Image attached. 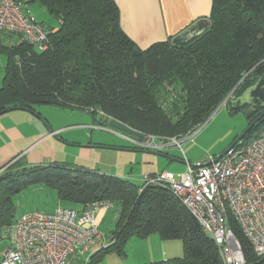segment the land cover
Returning <instances> with one entry per match:
<instances>
[{
	"label": "trees",
	"instance_id": "trees-1",
	"mask_svg": "<svg viewBox=\"0 0 264 264\" xmlns=\"http://www.w3.org/2000/svg\"><path fill=\"white\" fill-rule=\"evenodd\" d=\"M29 2L44 7L60 27L47 30L45 50L22 38L11 44L0 38V53L6 58L0 116L62 108L101 115L106 124L117 120L144 136L180 139L206 123L229 96L234 99H228L230 111L247 114V108H233L232 102L264 74V0H212L204 34L184 46L166 41L147 49L123 31L115 0ZM256 104L249 124L264 111ZM263 130L264 117L243 143ZM38 186L55 193L57 206L83 209L109 200L119 208L111 244L89 264L109 252L124 257L131 239L152 234L182 240L185 251L183 258L152 264H224L215 242L170 191L151 186L140 193L141 185L130 179L67 164L20 162L0 177V241L21 215L15 198ZM229 224L247 263L264 264L232 216Z\"/></svg>",
	"mask_w": 264,
	"mask_h": 264
},
{
	"label": "built area",
	"instance_id": "built-area-1",
	"mask_svg": "<svg viewBox=\"0 0 264 264\" xmlns=\"http://www.w3.org/2000/svg\"><path fill=\"white\" fill-rule=\"evenodd\" d=\"M0 32L19 35L40 50L47 48V29L20 0H0ZM200 127L183 138L192 139ZM107 129L142 150L181 147L177 138L169 143L153 135L130 137ZM186 164L184 173L145 175L140 193L151 186L170 191L215 242L224 264H248L240 241L230 228V216L240 226L254 253L264 258V130L247 144L243 140L238 142L216 163L193 166L186 160ZM112 208L114 203L104 200L81 211L58 205L51 212L25 213L5 230L4 238L11 244L0 264H72L78 253L87 254L82 264H89L92 246L101 243L104 249L111 244H107L100 230L97 215Z\"/></svg>",
	"mask_w": 264,
	"mask_h": 264
},
{
	"label": "crops",
	"instance_id": "crops-1",
	"mask_svg": "<svg viewBox=\"0 0 264 264\" xmlns=\"http://www.w3.org/2000/svg\"><path fill=\"white\" fill-rule=\"evenodd\" d=\"M20 1L45 29L54 28V31L59 29V22L49 13L41 11L39 12L40 16L35 15L34 11L36 9L33 6V10L31 4L38 3L29 2L30 0ZM115 2L120 10L123 31L141 49H147L155 43L166 41L184 46L204 34L210 27L212 0H115ZM10 34L1 32L0 38L6 43H13L14 38L24 39L19 35L12 34L10 36ZM55 109L61 110V112H72L69 109ZM41 110H37V113L27 110H14L0 116V170L19 160L30 166L67 164L78 165L86 170L98 171L94 169L98 162L101 163L102 161L100 150L106 149V146H103L106 144L94 138L93 134L90 137L88 134L82 135L84 132L74 129L75 127L56 126V121L42 117ZM64 112L61 113L62 117L66 116ZM86 125L89 127L90 124ZM124 140L129 142L126 139ZM131 146L144 152V154L146 152L156 156L168 155L161 154L166 149L151 151L136 148L132 143ZM149 161L151 160L145 155L143 162L149 163ZM156 174L160 173L151 170L139 176V179H142L145 175ZM130 175L116 172L117 177L134 181L131 178L133 175ZM138 184L140 185V182ZM77 207H74V209L82 210V207L80 209ZM106 211L97 215V223L100 228L104 217L107 215ZM111 235V233L105 235L107 244L111 243ZM168 242L170 241L162 239L159 234H152L147 239L135 241L129 249L127 247L126 256L120 257L115 252H109L101 255V258L93 264H152L166 261L172 259L170 254L172 243ZM101 246V243H97L91 247L90 253L92 256L100 252ZM86 256L87 254H77L73 257L72 264H82Z\"/></svg>",
	"mask_w": 264,
	"mask_h": 264
},
{
	"label": "rangeland",
	"instance_id": "rangeland-1",
	"mask_svg": "<svg viewBox=\"0 0 264 264\" xmlns=\"http://www.w3.org/2000/svg\"><path fill=\"white\" fill-rule=\"evenodd\" d=\"M31 5L33 10L35 7L36 11L34 12L37 16L41 11L48 13L47 10L39 4ZM54 23L56 22L54 21ZM20 40L21 38H14L13 43H18ZM4 43L11 44L6 42ZM5 67L6 58L0 53V87L3 85ZM37 110L42 111H40L42 117L56 121V126L58 127H75L74 129H79L81 132H84L82 135L88 134L90 137L93 134L94 138L101 140L106 144L103 145L106 146V149L100 150V153H102V161L101 163L98 162L97 165L94 164L96 165L94 170L113 176H116V172L128 175L131 174L133 175H130L131 178H133L134 182L137 184L139 182L141 184L142 179H139V176L144 175V173H148L151 170H156L159 173L171 172L178 174L187 170L186 160L191 165H197L199 163H205L208 160L216 159L219 155L231 147L249 126L246 113L243 111L231 112L227 105H223L220 106L211 118L200 127L199 132L196 133L192 139L186 140L185 138H180L178 141L181 142V147L172 145L161 153L168 155L156 156L146 152L144 154V152L134 149L131 146V143L125 141L120 134L115 133L112 130H108L107 127H110L108 126V123H103L104 119L101 115L93 117L92 115L82 111L70 110L72 112L62 111L66 114L65 117H62L63 115L61 114V110H56L55 108L37 107ZM86 124H90L88 125L89 127H87ZM118 132L124 133L121 131ZM125 134L130 137L132 136L127 133ZM174 138L175 137H168L160 139L171 143V139L173 140ZM157 142L160 143L161 141L158 140ZM145 155L149 157V160H151L149 163L143 162V157ZM20 162L22 161L17 160L1 169L0 177L10 167L20 164ZM15 203L17 205L18 214H25L31 211L50 212L57 206V197L55 193L47 187L38 186L27 189L18 195L15 198ZM77 208L80 209V207ZM106 214L107 215L104 217V220L100 225V230L105 235H109L115 230L120 217V210L117 206H114V208L107 210ZM135 241L140 240L135 238L131 239L127 245L128 249ZM168 241H170L168 243H172L170 251L171 257L183 258L185 255L183 241ZM10 244V240L6 238H3L0 241V261H2L3 254Z\"/></svg>",
	"mask_w": 264,
	"mask_h": 264
},
{
	"label": "water",
	"instance_id": "water-1",
	"mask_svg": "<svg viewBox=\"0 0 264 264\" xmlns=\"http://www.w3.org/2000/svg\"><path fill=\"white\" fill-rule=\"evenodd\" d=\"M256 102L260 104V107L264 109V74L258 79L255 85L250 87L249 89L246 90V92L237 100L232 102L233 108H247V118H249L251 115L255 114L258 111V107ZM264 117V111L255 119L253 120L246 131L238 138V140L231 146L229 147L225 152H223L221 155H219L214 161H206L203 166L205 165H211L213 162L216 163L218 162L224 155H226L238 142L242 141L246 134L254 127V125L261 120ZM108 126L111 129H114L116 131H121L127 134H130L135 137H143V134L136 132L129 128L127 125L111 119L108 122ZM163 156V155H162ZM196 166V165H193Z\"/></svg>",
	"mask_w": 264,
	"mask_h": 264
},
{
	"label": "bare ground",
	"instance_id": "bare-ground-1",
	"mask_svg": "<svg viewBox=\"0 0 264 264\" xmlns=\"http://www.w3.org/2000/svg\"><path fill=\"white\" fill-rule=\"evenodd\" d=\"M22 215H23V214H22ZM22 215H21V216H22ZM8 227H9V226H8ZM6 228H7V227H6Z\"/></svg>",
	"mask_w": 264,
	"mask_h": 264
}]
</instances>
